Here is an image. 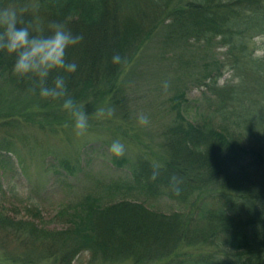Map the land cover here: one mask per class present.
<instances>
[{"label": "trees", "instance_id": "16d2710c", "mask_svg": "<svg viewBox=\"0 0 264 264\" xmlns=\"http://www.w3.org/2000/svg\"><path fill=\"white\" fill-rule=\"evenodd\" d=\"M173 1L0 0V8L15 7L26 24L45 34L56 22L83 35L67 49L76 72L60 73L77 103L106 100L160 24L170 27L164 44L172 50H188L192 43L226 48L202 67L205 106L178 95L177 119L165 131L167 156L160 163L114 155L124 176L65 205L57 215L61 228L13 223L0 215V225L18 232L26 245L44 249L42 260L55 256L59 264H73L89 252L91 261L127 256L143 264H264V57L250 49L256 37H264V0H175L181 4L172 7ZM116 53L127 62L112 64ZM14 63V55L0 52V81L39 97L32 81L13 74ZM225 71L231 78L221 84ZM189 106L193 120L187 119ZM11 159L0 154V168ZM162 199L174 201L178 210L146 204ZM184 246L200 252L180 253Z\"/></svg>", "mask_w": 264, "mask_h": 264}, {"label": "rangeland", "instance_id": "374dc122", "mask_svg": "<svg viewBox=\"0 0 264 264\" xmlns=\"http://www.w3.org/2000/svg\"><path fill=\"white\" fill-rule=\"evenodd\" d=\"M179 4L174 0L172 7ZM169 28L168 24L155 27L151 39L120 74L117 89L106 100L91 98L80 103L90 115L88 133L82 137L74 134L69 117L61 108L62 102L19 94L0 81V142L4 141L8 148L0 144V154L12 158L9 165L0 168L2 218L13 223L33 220L50 229L64 227L57 215L65 205L124 176L109 151L115 140L124 144L125 153L121 157L130 162L145 157L160 163L162 157L166 158L164 134L177 119L174 104L180 100L178 95L184 92L192 104L205 106L208 93L198 81L206 72L202 67L205 61L222 57L226 50L192 43L188 50L176 47L174 51L164 44ZM255 40L257 45H251L250 49L256 50L255 56L264 57V37ZM183 56L182 61L189 64L181 63ZM230 78L231 73L225 71L220 83ZM165 81L169 85L167 90L163 87ZM99 108H111L113 115L97 119L92 114ZM141 113L149 118L147 126L138 123L137 116ZM195 114L189 106L187 119L193 120ZM146 204L167 213L178 210L177 204L169 199ZM182 252L196 254L200 250L184 246ZM46 255L41 246L26 245L18 232L0 225V264H59L55 256L42 260ZM90 259V253L83 252L73 264H143L127 256L120 260ZM38 260L42 261L35 262Z\"/></svg>", "mask_w": 264, "mask_h": 264}, {"label": "clouds", "instance_id": "9594fccd", "mask_svg": "<svg viewBox=\"0 0 264 264\" xmlns=\"http://www.w3.org/2000/svg\"><path fill=\"white\" fill-rule=\"evenodd\" d=\"M48 27L49 33L45 34L42 29L26 24L15 7L0 8V52L15 56L13 74L32 81L33 91L38 88L42 99L62 101L61 108L67 113L74 134L82 137L88 133L90 115L86 114L85 105L77 103L69 95L65 75L60 73L76 72L78 65L67 60V49L80 44L84 37L82 34H73L63 23L54 22ZM111 62L119 65L126 63L127 59L116 53ZM163 87L167 90V81ZM92 115L97 119H107L111 118L113 110L99 108ZM137 120L141 126L150 123L148 116L143 113L137 116ZM64 126L69 127V123ZM109 151L121 157L125 153V146L115 140L109 146Z\"/></svg>", "mask_w": 264, "mask_h": 264}]
</instances>
